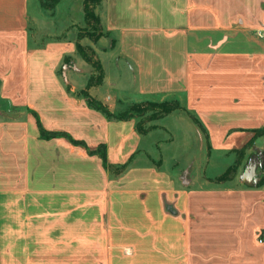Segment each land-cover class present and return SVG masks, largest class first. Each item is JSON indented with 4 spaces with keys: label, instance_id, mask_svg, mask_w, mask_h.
I'll use <instances>...</instances> for the list:
<instances>
[{
    "label": "crops",
    "instance_id": "1",
    "mask_svg": "<svg viewBox=\"0 0 264 264\" xmlns=\"http://www.w3.org/2000/svg\"><path fill=\"white\" fill-rule=\"evenodd\" d=\"M96 9L137 95L174 97L198 120L199 152L180 169L152 160L156 128L141 134L68 86L67 63H85L77 39L36 41L29 0H0V264H264V0ZM103 151L129 167H105Z\"/></svg>",
    "mask_w": 264,
    "mask_h": 264
},
{
    "label": "rangeland",
    "instance_id": "2",
    "mask_svg": "<svg viewBox=\"0 0 264 264\" xmlns=\"http://www.w3.org/2000/svg\"><path fill=\"white\" fill-rule=\"evenodd\" d=\"M84 1L29 0V12L33 18L30 23L31 33L35 35L36 41L63 36L79 40L91 56L92 63L84 60L85 63L80 62L81 67L76 65L77 61L67 63L64 69L65 77L69 80L68 86L74 87L79 94L106 108L111 115L124 116L132 112L137 114L142 129L150 132L156 128L152 137L160 139L157 144L160 146L148 149L151 151L152 160L158 161L164 154L173 156L172 160L166 159L165 165L170 169L184 167L190 157L199 152L197 140L192 138L193 133L187 128L191 123L197 124L195 117L185 111L181 101L174 97L153 98L137 95L133 69L117 53L116 37L103 27L102 22L98 26L85 20ZM234 48H244V45L236 44ZM79 56L82 58L80 54ZM104 64L109 78L112 77L109 83H104ZM169 104L173 110L165 114L162 105ZM167 129L174 135L173 143L167 140L169 136L172 138ZM143 144L145 147L148 145L146 141ZM146 160L150 161L149 158ZM220 171L221 169H216L215 172Z\"/></svg>",
    "mask_w": 264,
    "mask_h": 264
},
{
    "label": "trees",
    "instance_id": "3",
    "mask_svg": "<svg viewBox=\"0 0 264 264\" xmlns=\"http://www.w3.org/2000/svg\"><path fill=\"white\" fill-rule=\"evenodd\" d=\"M56 1H60V0H55ZM102 0H85L84 1V12H85V20L88 23H95L96 25L100 26L101 24V20L99 18V16L96 14L95 12V7L97 4H99ZM98 28V27H97ZM77 52L78 54H80L82 56V58L84 60H86L87 62L92 63V59L91 56L85 51L84 47L82 46V44L79 43V40H77ZM81 96L85 97L84 95L81 94ZM85 99L87 100L89 106L96 108L100 111H102L103 113H105L109 118H121V119H126V118H137V130L139 131V133L141 134H145L147 131L143 130L142 127L140 126L139 123V116L137 114H135L134 112H132L131 114H127L124 116H115V115H111L106 108L102 107L100 104H96L93 101H90L88 98L85 97ZM162 109L164 110V112H166L165 114H167V112H170L171 110H173L172 106L169 105H162ZM133 109H137L136 107H133ZM196 119V118H195ZM197 123L200 125V123L198 122V120L196 119ZM56 133H51V132H46L44 130H42V135L43 136H50V135H54ZM243 153V151H242ZM102 157L104 159V163H105V167L109 168V169H116L117 174L122 173L125 169H127L130 165V163H126L122 166H118V167H113L111 164H109L107 162L106 159V154L105 151H103L102 153ZM236 173V169L234 166L229 167L220 177H218V181L222 182V181H226L230 178H232ZM262 183V181L260 182Z\"/></svg>",
    "mask_w": 264,
    "mask_h": 264
},
{
    "label": "water",
    "instance_id": "4",
    "mask_svg": "<svg viewBox=\"0 0 264 264\" xmlns=\"http://www.w3.org/2000/svg\"><path fill=\"white\" fill-rule=\"evenodd\" d=\"M258 165L255 163H250L246 166L241 179L243 180V182L249 186H253L255 184H257V169H258Z\"/></svg>",
    "mask_w": 264,
    "mask_h": 264
},
{
    "label": "built area",
    "instance_id": "5",
    "mask_svg": "<svg viewBox=\"0 0 264 264\" xmlns=\"http://www.w3.org/2000/svg\"><path fill=\"white\" fill-rule=\"evenodd\" d=\"M261 241H262V239H261Z\"/></svg>",
    "mask_w": 264,
    "mask_h": 264
}]
</instances>
